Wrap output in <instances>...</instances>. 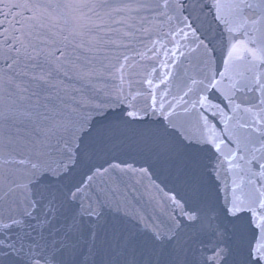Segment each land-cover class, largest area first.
Here are the masks:
<instances>
[{
  "label": "snow or ice",
  "instance_id": "snow-or-ice-1",
  "mask_svg": "<svg viewBox=\"0 0 264 264\" xmlns=\"http://www.w3.org/2000/svg\"><path fill=\"white\" fill-rule=\"evenodd\" d=\"M0 264H264V0H0Z\"/></svg>",
  "mask_w": 264,
  "mask_h": 264
}]
</instances>
